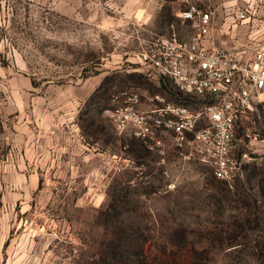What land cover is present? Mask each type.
<instances>
[{
  "label": "rangeland",
  "instance_id": "rangeland-1",
  "mask_svg": "<svg viewBox=\"0 0 264 264\" xmlns=\"http://www.w3.org/2000/svg\"><path fill=\"white\" fill-rule=\"evenodd\" d=\"M189 5L214 11L218 47L264 29V0H0V264H264V147L229 187L104 114L129 87L177 102L136 63L135 33ZM256 120L264 139V104Z\"/></svg>",
  "mask_w": 264,
  "mask_h": 264
},
{
  "label": "built area",
  "instance_id": "built-area-1",
  "mask_svg": "<svg viewBox=\"0 0 264 264\" xmlns=\"http://www.w3.org/2000/svg\"><path fill=\"white\" fill-rule=\"evenodd\" d=\"M246 18L248 10L243 7L230 23ZM178 19L179 24L170 23L163 32L137 24L133 55L148 81L173 85L181 95L177 102L129 87L112 96L104 114L118 135L151 149L162 148V137L169 135L180 157L206 158L214 177L232 187L234 178L264 147L256 120L257 109L264 104V29L239 45L218 47L212 9L189 5ZM185 24L191 35L182 38L179 28ZM142 101L147 109L141 107Z\"/></svg>",
  "mask_w": 264,
  "mask_h": 264
},
{
  "label": "crops",
  "instance_id": "crops-1",
  "mask_svg": "<svg viewBox=\"0 0 264 264\" xmlns=\"http://www.w3.org/2000/svg\"><path fill=\"white\" fill-rule=\"evenodd\" d=\"M181 27V26H180ZM191 31V30H190ZM179 33H180V28H179ZM181 35V34H180ZM191 35V32L187 35V36H183L181 35L182 38H186V37H189ZM171 84V83H170ZM173 86V85H172ZM152 95V94H150ZM159 95V94H158ZM161 96V95H160ZM141 107L144 108V109H147L149 107V105L147 103H145L144 101H142L141 103Z\"/></svg>",
  "mask_w": 264,
  "mask_h": 264
},
{
  "label": "trees",
  "instance_id": "trees-1",
  "mask_svg": "<svg viewBox=\"0 0 264 264\" xmlns=\"http://www.w3.org/2000/svg\"><path fill=\"white\" fill-rule=\"evenodd\" d=\"M164 82H161V84H163ZM179 99V98H178Z\"/></svg>",
  "mask_w": 264,
  "mask_h": 264
}]
</instances>
